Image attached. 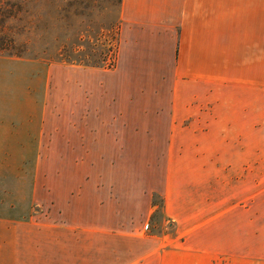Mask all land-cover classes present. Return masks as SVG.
<instances>
[{
	"label": "rangeland",
	"instance_id": "374dc122",
	"mask_svg": "<svg viewBox=\"0 0 264 264\" xmlns=\"http://www.w3.org/2000/svg\"><path fill=\"white\" fill-rule=\"evenodd\" d=\"M121 3L0 0V264H92V247L124 254L131 235L167 232L152 189L166 140L95 118H138L131 95L150 99L136 72L115 73Z\"/></svg>",
	"mask_w": 264,
	"mask_h": 264
},
{
	"label": "crops",
	"instance_id": "0c3cea01",
	"mask_svg": "<svg viewBox=\"0 0 264 264\" xmlns=\"http://www.w3.org/2000/svg\"><path fill=\"white\" fill-rule=\"evenodd\" d=\"M120 16L115 73L136 72L150 99L131 95L138 118H95L166 140L152 189L168 228L131 235L139 243L124 254L92 247L83 262L264 264V0H122Z\"/></svg>",
	"mask_w": 264,
	"mask_h": 264
},
{
	"label": "built area",
	"instance_id": "2783aa9c",
	"mask_svg": "<svg viewBox=\"0 0 264 264\" xmlns=\"http://www.w3.org/2000/svg\"><path fill=\"white\" fill-rule=\"evenodd\" d=\"M148 228H149V226L147 225V226H146V229H148Z\"/></svg>",
	"mask_w": 264,
	"mask_h": 264
},
{
	"label": "trees",
	"instance_id": "16d2710c",
	"mask_svg": "<svg viewBox=\"0 0 264 264\" xmlns=\"http://www.w3.org/2000/svg\"><path fill=\"white\" fill-rule=\"evenodd\" d=\"M121 2H122V0H121Z\"/></svg>",
	"mask_w": 264,
	"mask_h": 264
}]
</instances>
